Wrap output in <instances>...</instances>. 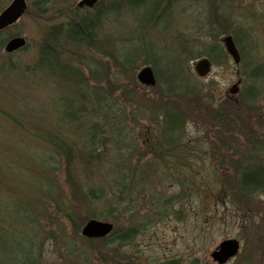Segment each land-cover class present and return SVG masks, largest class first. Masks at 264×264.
I'll return each mask as SVG.
<instances>
[{"label":"rangeland","instance_id":"obj_1","mask_svg":"<svg viewBox=\"0 0 264 264\" xmlns=\"http://www.w3.org/2000/svg\"><path fill=\"white\" fill-rule=\"evenodd\" d=\"M11 1L0 0V12ZM79 1L55 0L43 14L30 7L28 0L25 14L3 35L6 39L22 36L27 44L12 56L5 51L0 53V252L3 244L11 247L15 239L12 232L3 228L12 221L11 209L21 205L33 210L39 236L35 234V228L28 229L31 226L24 229L34 238L36 252L42 254L47 264H219L211 253L226 239H237L241 245L236 257L226 264H264V194H242L237 186L235 168L236 163H244L249 154L262 155L259 154L261 147L256 150L253 147L264 144V83L258 86L260 93L252 103L243 102L240 96L245 86L243 71L229 55L221 65L213 64L212 71L204 78L196 74L194 65L206 57L205 52L203 56L187 61L192 79L202 88L200 101L204 106L199 111H188L186 135L191 147L189 151L187 149L183 164L171 165L158 157L156 161L152 155L153 147L145 136L150 131L156 133L159 126L150 114L146 118L138 116L137 124H128L131 140L127 141L125 150L127 165L143 167L152 162L151 167L155 168H146L143 172L148 184L141 187L142 191L148 189L150 192L152 188L163 198L179 196L170 215H158L148 197L138 198L133 218L123 211L110 209L111 203H108L98 210L107 212L109 207L111 216L102 220L111 223L112 230L142 222H146V230L123 245L115 242L102 246L112 231L103 238H94V242L76 234L73 223L60 210L61 204H57L59 196L71 199L72 205L76 204L73 199L77 200L65 174V162H53L47 170L49 165L38 162L36 157L44 156L46 151L39 138L43 133L61 130L72 139L79 136L80 130L75 132L67 124H60L57 117L58 112L65 109V100L60 96H70V90L65 88L69 83L57 81L63 86L59 91L53 81L35 70L33 65L38 46L49 27L64 19L56 11L71 5L75 8ZM209 2L175 0L174 13L163 22L167 30L162 27L149 32L143 29V32L130 33L127 30V35L134 37L127 45L139 47L146 55L152 51H168L178 32L179 36L192 35L197 46L208 44L211 38L205 36V21L211 10ZM155 3L148 1L149 5ZM217 3L220 12L232 13L227 14L232 15L234 24L252 27L253 46L246 45V51L256 63L264 62V0H217ZM133 22L124 14L114 21V25L118 30H125L123 26L133 25ZM224 37L223 34L219 41L222 42ZM88 55L90 60L98 58V54ZM146 55L142 58L146 59ZM102 62H107V68L109 64L110 74H113V63L108 59ZM143 66L136 70L135 78L123 76L121 81H116L111 76L108 79L117 89L116 95L125 86L128 91L157 100L156 92L141 85L137 79ZM238 80H241L240 91L232 95L229 89ZM49 182L53 184L54 194L43 190L42 186L47 188ZM89 206L98 207L94 203ZM77 212L85 223L88 204L79 205Z\"/></svg>","mask_w":264,"mask_h":264},{"label":"trees","instance_id":"obj_2","mask_svg":"<svg viewBox=\"0 0 264 264\" xmlns=\"http://www.w3.org/2000/svg\"><path fill=\"white\" fill-rule=\"evenodd\" d=\"M54 1L30 0V7H35L44 14ZM148 1L150 0H114L106 3L101 0L93 8H79L77 5L73 8L71 5L70 8L57 10L56 13L64 19L49 27L37 49L33 65L35 70L49 77L59 91L63 86L57 81L66 80L69 83L65 88L70 90V96H60L65 100V109L57 115L60 124H67L75 132L80 130L75 139L62 134L61 130L41 134L39 138L46 146V151L44 156H36L38 162L49 165L47 170L52 167L53 162H65L66 177L79 203L73 199L76 204L72 205L71 199L59 196L57 204H61L60 210L73 223L77 235H82V228L88 220L110 217L111 208L123 211L126 216L133 218L137 212L138 198L148 197L158 215H170L179 196L163 198L152 191V188L150 192L148 189L142 191L141 187L148 184L144 170L155 167H151L152 162H147L143 167L127 165L125 150L128 147L127 141L131 140L128 124H137L138 116L146 118L150 114L159 126L158 131H154L156 133L150 131L145 136L153 147L152 155L156 161L159 158L171 165L183 164L188 155L187 149L189 151L191 147L186 135L187 115L204 106L200 101L202 88L199 87V82L192 79L193 73L187 61L201 57L205 52L214 65H221L228 59V53L219 39L223 34H230L242 58L240 68L245 86L240 96L243 102L252 103L260 93L258 86L264 83V62L256 63L246 51V45L253 46L252 27L234 24L231 12L218 10L217 0H209L211 10H208L209 16L205 21V36L211 38L208 44L200 43L197 46L192 35L179 36L178 32L174 45L168 51H152L146 55L139 47L128 46L127 42L134 37L131 34L128 36L127 30L130 33L143 32V29L149 32L161 27L167 30L163 22L174 13L175 0H151L156 3L150 5ZM124 14L134 20L133 25L127 23L123 26L125 30H118L114 21H118L119 16ZM6 30L0 32V53L9 40L3 37ZM91 53L98 54V58L90 60L88 54ZM7 55L12 56L13 53ZM145 55L147 57L143 59L142 56ZM103 59L113 63V74H110L111 68L109 64L106 67L107 62H102ZM148 64L153 67L157 78V84L151 87L157 94V100L128 91L125 86L116 95L117 89L108 81L111 76L116 81H121L123 76L135 78L136 70ZM128 82H125L126 86ZM257 147H261L259 154L262 155L249 154L244 163L238 162L235 165L237 186L244 195L264 194V144L254 146V150ZM46 185L47 188L42 186L44 192L54 194L53 184L49 182ZM45 198L49 199L48 196ZM90 203L98 207L92 208ZM108 203H111L110 209L106 208L108 214L98 210ZM87 204L89 212L84 223V219L79 218L77 209L79 210V205ZM11 211L12 221L3 230L12 232L15 239L11 247L3 244L0 264H47L42 254L36 252L34 238L24 229L27 226H31L28 229H36L38 226L33 210L29 211L18 205ZM23 211L26 213H22ZM25 219L27 222H23ZM145 223L124 228L118 226L103 240L102 246L106 243L123 245L131 242L146 230ZM41 228L44 229L43 226ZM37 231L38 229L35 234L39 236ZM53 237L55 238L54 235ZM83 239L95 241L85 236ZM69 253L67 249L68 256Z\"/></svg>","mask_w":264,"mask_h":264},{"label":"water","instance_id":"obj_3","mask_svg":"<svg viewBox=\"0 0 264 264\" xmlns=\"http://www.w3.org/2000/svg\"><path fill=\"white\" fill-rule=\"evenodd\" d=\"M100 0H80L78 7H94ZM28 8L27 0H12V2L0 13V31L16 23L26 12ZM222 42L227 53L233 58L238 65L241 62V55L232 35H226ZM26 39L22 36H16L10 39L5 51L14 52L26 45ZM195 71L201 78L206 77L212 71V62L209 58L204 57L195 64ZM138 81L145 86L153 87L157 83L155 72L150 65L142 67L137 74ZM241 80H238L230 89L229 93L236 95L240 91ZM113 225L106 221L98 219L89 220L82 229V234L88 238H101L109 235ZM240 249V242L237 239H226L211 253L213 260L219 264H225L234 258Z\"/></svg>","mask_w":264,"mask_h":264}]
</instances>
